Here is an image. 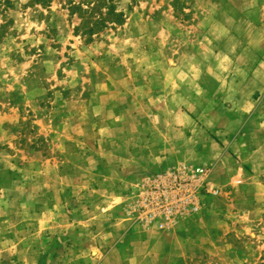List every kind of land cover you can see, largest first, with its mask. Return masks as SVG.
<instances>
[{
	"label": "rangeland",
	"instance_id": "1",
	"mask_svg": "<svg viewBox=\"0 0 264 264\" xmlns=\"http://www.w3.org/2000/svg\"><path fill=\"white\" fill-rule=\"evenodd\" d=\"M69 1L0 0V264H264V0H112L90 40ZM156 157L219 191L170 233L126 212Z\"/></svg>",
	"mask_w": 264,
	"mask_h": 264
},
{
	"label": "built area",
	"instance_id": "2",
	"mask_svg": "<svg viewBox=\"0 0 264 264\" xmlns=\"http://www.w3.org/2000/svg\"><path fill=\"white\" fill-rule=\"evenodd\" d=\"M210 167L182 163L146 175L131 193L127 215L143 226L169 229L174 223L193 216L203 207V195L215 196L210 185Z\"/></svg>",
	"mask_w": 264,
	"mask_h": 264
},
{
	"label": "trees",
	"instance_id": "3",
	"mask_svg": "<svg viewBox=\"0 0 264 264\" xmlns=\"http://www.w3.org/2000/svg\"><path fill=\"white\" fill-rule=\"evenodd\" d=\"M68 11L69 15L76 14L79 17L81 23L76 30H81L88 40L97 35L108 23L121 25L124 21V14L117 11L112 0H80L78 3L69 1Z\"/></svg>",
	"mask_w": 264,
	"mask_h": 264
},
{
	"label": "crops",
	"instance_id": "4",
	"mask_svg": "<svg viewBox=\"0 0 264 264\" xmlns=\"http://www.w3.org/2000/svg\"><path fill=\"white\" fill-rule=\"evenodd\" d=\"M187 123L188 122V119L185 117V118H183V123ZM157 158V160H158V157H156ZM155 160V161H154ZM165 159H163V160H160V158H159V160L157 161V163H155L156 162V159H151V162L153 163V165L154 166H156L155 168H157L158 170H160V171H162V170H166V169H168V168H172V167H176V166H178V163L180 162V161H178V162H168V161H164ZM154 168V169H155ZM126 217V216H125ZM135 227H136V229H141L142 230V228L144 229L145 227H142V226H138V225H135ZM150 227H152V228H145V229H155L156 231H158L159 233H170V232H172V231H170L172 228H174V227H172V228H169V229H159V228H157V227H155V226H150ZM166 230H169V232L167 231V232H163V231H166ZM170 242V241H169ZM167 244V243H166ZM114 250H116V248H114L113 249V251H111L110 253H108V258H110V256H115V255H117L118 253H117V251H116V253H114ZM88 255H89V258H88V260H84V263L83 264H94V263H92L93 261H92V259H96V253H92V252H89L88 253ZM145 256V255H144ZM147 256V255H146ZM106 257V258H107ZM80 258H82V256L80 257ZM150 258V257H149ZM149 258H147V259H149ZM120 261H122V259L120 260ZM78 264H80V261L78 262Z\"/></svg>",
	"mask_w": 264,
	"mask_h": 264
}]
</instances>
